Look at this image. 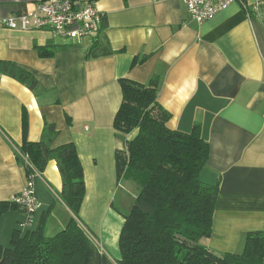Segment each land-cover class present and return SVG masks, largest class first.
Instances as JSON below:
<instances>
[{
    "label": "crops",
    "instance_id": "1",
    "mask_svg": "<svg viewBox=\"0 0 264 264\" xmlns=\"http://www.w3.org/2000/svg\"><path fill=\"white\" fill-rule=\"evenodd\" d=\"M38 0H0V16L32 10ZM86 2L88 0H80ZM104 13L96 37L54 41L31 30L0 28V59L36 78L29 88L0 73V200H12L27 181L16 152L24 140L38 141L44 122L59 129L57 143L72 142L79 157L85 195L82 225L118 260L124 208L136 187L118 181L115 153L124 146L113 119L122 94L119 79L148 84L158 79L159 103L170 128L198 125L209 144L200 172L218 181L212 235L204 243L222 254L242 250L249 231L264 230V22L239 2L197 23L182 0H95ZM253 0H249L251 4ZM57 44L42 55L39 46ZM39 202L25 227L22 207L0 217V243L15 228L53 235L72 213L59 197L61 176L50 160L31 177Z\"/></svg>",
    "mask_w": 264,
    "mask_h": 264
},
{
    "label": "trees",
    "instance_id": "2",
    "mask_svg": "<svg viewBox=\"0 0 264 264\" xmlns=\"http://www.w3.org/2000/svg\"><path fill=\"white\" fill-rule=\"evenodd\" d=\"M240 4L257 15L249 0ZM261 14L264 22V4ZM58 47L48 42L38 51L49 56ZM0 73L29 88L36 86V78L14 62L0 59ZM119 84L122 99L113 127L124 146L115 153L116 172L118 181L136 187L128 207L117 208L124 218L119 259L102 251L80 222L85 184L76 148L72 142L57 143L59 129L45 121L40 139L24 140L16 157L27 177L41 173L50 160L56 162L62 182L59 197L72 216L53 235L44 231L45 216L35 228L13 229L8 244L0 243V264H264V230L247 232L240 252L218 254L201 242L212 235L218 181L200 178L210 149L198 125L189 131L167 125L171 114L157 99V77L148 84L121 78ZM18 206L0 200V217ZM24 220L25 215L23 227L28 225Z\"/></svg>",
    "mask_w": 264,
    "mask_h": 264
},
{
    "label": "built area",
    "instance_id": "3",
    "mask_svg": "<svg viewBox=\"0 0 264 264\" xmlns=\"http://www.w3.org/2000/svg\"><path fill=\"white\" fill-rule=\"evenodd\" d=\"M189 18L201 23L233 2L240 0H182ZM264 0H253L252 9L260 17ZM104 13L95 0H38L32 10L8 16H0V28L15 30L48 29L53 37L76 40L96 37L103 27ZM32 175L25 187L12 200L23 207L25 220L30 224L39 202L35 196Z\"/></svg>",
    "mask_w": 264,
    "mask_h": 264
},
{
    "label": "rangeland",
    "instance_id": "4",
    "mask_svg": "<svg viewBox=\"0 0 264 264\" xmlns=\"http://www.w3.org/2000/svg\"><path fill=\"white\" fill-rule=\"evenodd\" d=\"M32 31H34V32H36V33H41L42 35H45V36H50V37H52L53 39H54V41H59L60 40V38H58V37H53L52 36V34H51V32L48 30V29H36V30H32ZM126 207H128L127 205L126 206H124V208H126ZM123 209V208H122ZM94 238V237H93ZM204 238L205 237H203L202 239H201V242H203L204 241ZM95 239V238H94ZM95 241H96V239H95ZM97 242V244H98V246L101 248V250L103 251V248L99 245V242L98 241H96Z\"/></svg>",
    "mask_w": 264,
    "mask_h": 264
}]
</instances>
